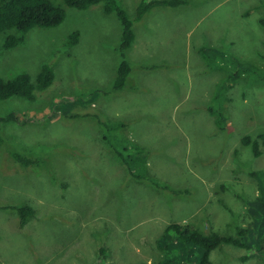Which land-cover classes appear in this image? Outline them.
<instances>
[{"label":"rangeland","instance_id":"374dc122","mask_svg":"<svg viewBox=\"0 0 264 264\" xmlns=\"http://www.w3.org/2000/svg\"><path fill=\"white\" fill-rule=\"evenodd\" d=\"M116 1L135 36L121 91L112 89L121 26L103 4L79 11L50 0L65 11L61 25L0 49L3 80L25 73L34 81L44 65L54 73L34 101H0V118L17 119L0 122V264H99L101 250L105 264H160L163 229L182 222L204 234L247 229L246 248L222 245L210 264H264V218L247 209L259 195L250 173H264V149L253 158L241 144L264 132V0H184L139 22L140 0ZM73 32L77 43L67 46ZM235 73L219 131L207 107ZM21 206L34 211L24 227L10 210ZM191 249L188 264H198Z\"/></svg>","mask_w":264,"mask_h":264},{"label":"trees","instance_id":"16d2710c","mask_svg":"<svg viewBox=\"0 0 264 264\" xmlns=\"http://www.w3.org/2000/svg\"><path fill=\"white\" fill-rule=\"evenodd\" d=\"M64 6L79 11L86 10L91 6L102 5V11L105 15L114 14L121 26L120 44L118 47L121 61L116 70V76L112 89L121 91L126 87V80L131 72L128 62L125 60V52L132 46L135 36L133 33V22L127 16V13L119 5L116 0H62ZM184 0H140L135 8L134 22H139L143 17L155 8H177L186 6ZM264 7V5H263ZM65 19V11L59 6L53 5L50 0H0V37L5 35L0 49L8 51L22 45L25 41L26 34L34 29L55 28L62 24ZM258 24L264 28V18L258 21ZM10 32V33H9ZM12 32V33H11ZM79 37L78 32H73L66 45L71 46L77 43ZM202 54L209 53L211 50L200 49ZM207 57L209 61L215 59ZM220 72H224L223 66H219ZM234 75H225V77L216 85L215 91L211 98V104L207 107L208 114L213 118L214 124L219 131H225L228 127L226 117L223 113V104L225 103L226 92L233 88ZM54 80V73L48 66H42L34 81L25 73L18 74L8 80L0 78V101L10 98H20L32 102L35 100L36 93H42L50 88ZM17 121L13 113L8 114L4 118H0V122L9 123ZM122 127V126H121ZM243 146H250L253 158L262 155L264 149V132L257 135L254 139L245 136L241 139ZM136 150V154L142 155L143 150L138 146H132ZM12 159L22 167L35 166L36 163L25 156L11 154ZM135 163V162H133ZM126 164V163H125ZM126 168L131 174L130 166L126 164ZM133 176V175H132ZM250 177L254 178L258 183V197L251 203L247 209L254 217L261 215L264 218V173L253 172ZM137 179L142 177L137 176ZM159 188V185L152 183V186ZM160 189V188H159ZM180 194V192H173ZM11 211L17 213L19 218V226L24 227L34 216V211L29 206H21L18 208H10ZM264 221V219L262 220ZM249 244L247 229H237L235 236H224L216 232L202 233L196 226L191 223H171L167 225L157 242V248L162 252L163 259L160 264H188L187 258L191 248L195 247L200 251L198 264H210V253L222 245H230L235 248L244 249ZM191 247V248H189ZM258 255L264 257V238L261 247L257 251ZM104 251H100L101 259L99 264H105ZM245 259V257L243 258Z\"/></svg>","mask_w":264,"mask_h":264}]
</instances>
